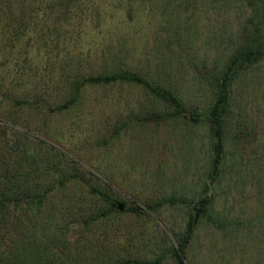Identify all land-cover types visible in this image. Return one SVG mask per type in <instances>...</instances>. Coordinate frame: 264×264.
Instances as JSON below:
<instances>
[{"label":"rangeland","instance_id":"374dc122","mask_svg":"<svg viewBox=\"0 0 264 264\" xmlns=\"http://www.w3.org/2000/svg\"><path fill=\"white\" fill-rule=\"evenodd\" d=\"M108 2L113 8L100 18V28L93 31L89 25L81 36L82 53L100 51L106 43L118 65L172 82L189 105L188 118L148 114L149 95L127 83L87 85L79 103L62 111L52 110L60 98L51 87L47 108L0 96V175L36 165L34 175L46 182L56 178L55 165L68 178L38 213L21 202L0 216V256L15 240L32 242L44 228L47 233L53 221L69 227L64 243H55L62 254L49 248L37 264H61L69 248L80 250L82 262L168 254L176 245L172 230L181 231L188 219L187 210L169 198L196 200L201 194L210 143L202 114L204 79L222 66L231 43L243 40L242 25H251L257 13L252 7L263 10L264 0H253L251 7L245 0H153L152 8L135 2L130 20L124 17L125 3ZM24 33L31 52L38 34ZM59 43L56 78L62 66L72 70L78 64L67 58L66 41ZM1 73L6 81L13 78ZM229 100L244 127L229 139L225 175L212 192L215 208L235 222L216 228L195 207L186 264H264V58L231 80ZM90 185L108 190L117 199V211L108 212ZM159 200L164 201L159 212L146 208V202ZM163 264H175L174 259L167 255Z\"/></svg>","mask_w":264,"mask_h":264},{"label":"trees","instance_id":"16d2710c","mask_svg":"<svg viewBox=\"0 0 264 264\" xmlns=\"http://www.w3.org/2000/svg\"><path fill=\"white\" fill-rule=\"evenodd\" d=\"M109 0H0V96L11 103L25 102L29 105L37 104L49 107V87L60 98L54 101V111H62L76 106L85 86L110 85L115 83L134 84L142 87L149 95L152 106L148 114L165 118H188L186 112L188 103L178 94L174 84L160 81L139 73L125 65H118L115 56L108 51L110 46L103 43L100 51L86 49L83 51L80 39L87 34L89 25L93 31L100 28V18L104 16L113 5ZM153 0H118L125 3V20L132 19L135 13L133 4L147 2L153 7ZM180 3L184 0H168ZM219 1V0H216ZM221 1V0H220ZM249 6L253 0H245ZM258 1V0H257ZM257 10L251 25H242L243 40L233 44L228 57L222 61V66L213 76L202 78L194 72L195 78L204 79L206 102L203 107V120L206 121L209 132L208 168L202 180L203 189L200 196L194 200L186 198L173 199L185 208L188 219L181 231L172 230L176 245L169 253H160L153 258H139L122 256L115 258L98 257L97 262L78 256L80 250H71L67 246L69 256L59 260L63 264H163L167 255L174 259L175 264H186L184 255L196 226L194 209L202 210V216L213 226L222 229L229 222L224 214L215 208V195L212 189L224 178L228 161V142L233 136V131L238 132L244 127L242 119L236 116L229 100L231 80L253 64L264 58V7H252ZM24 31H32V36L37 35V41L32 42V51H29V37L25 39ZM35 31V32H34ZM68 31H74L75 34ZM27 34V33H26ZM66 41L70 46L66 54L69 60L76 62L74 69L67 70L61 67V72L52 77V72L58 66L61 45ZM72 51L74 53L72 54ZM87 60L81 63L82 59ZM89 59V60H88ZM90 59L96 60L91 63ZM116 61V63H115ZM113 63V65H112ZM1 72L12 74L13 78L5 80ZM55 72V71H54ZM56 73V72H55ZM18 77V80L15 79ZM49 78V80H45ZM52 84V85H51ZM51 85V86H50ZM157 104V106H156ZM52 175L43 182L34 172L35 165L25 169H10L0 175V216L15 206L24 202L28 210L38 213L45 199L62 187L66 186L68 178L55 165ZM90 192L99 195L108 205V212L117 211V199L109 195V191L90 185ZM164 201L146 202L147 209L159 212V206ZM129 211L141 213L140 206H129ZM55 213L52 211V216ZM50 216V215H49ZM51 217V216H50ZM52 218V217H51ZM98 218V217H97ZM87 222V219L85 220ZM239 225V223H237ZM47 233L31 241H17L10 243L8 251L2 250L0 264L5 260L22 264H37L42 262L45 251L56 249L55 254H62L55 243H64L69 227L59 225L56 221L47 224ZM40 238L42 242H40ZM48 241L52 245L48 247ZM47 247H44V246ZM55 245V246H54ZM73 251V252H72Z\"/></svg>","mask_w":264,"mask_h":264}]
</instances>
